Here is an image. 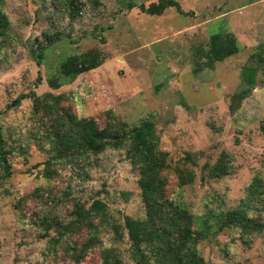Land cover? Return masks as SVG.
I'll return each instance as SVG.
<instances>
[{
  "label": "rangeland",
  "instance_id": "obj_1",
  "mask_svg": "<svg viewBox=\"0 0 264 264\" xmlns=\"http://www.w3.org/2000/svg\"><path fill=\"white\" fill-rule=\"evenodd\" d=\"M160 1L76 0L72 16L71 0H4L0 135L10 175L0 168V264H101L102 247L135 264L124 220L145 218L139 165L126 144L53 161L45 175L52 120L36 112L31 96L46 93L100 128L111 118L130 128L149 123L168 164L165 196L203 219L193 229L205 234L197 245L204 264H264V0H174L183 14L141 9ZM220 33L232 34L239 51L210 66L211 38ZM38 43L45 46L41 65ZM90 50L103 55L99 67L49 87L67 57ZM247 66L255 68V89L231 111ZM222 154L228 174L213 179L209 169ZM95 201L104 206V227L88 247L87 229L64 226ZM241 209L246 228L219 230L226 214Z\"/></svg>",
  "mask_w": 264,
  "mask_h": 264
},
{
  "label": "trees",
  "instance_id": "obj_2",
  "mask_svg": "<svg viewBox=\"0 0 264 264\" xmlns=\"http://www.w3.org/2000/svg\"><path fill=\"white\" fill-rule=\"evenodd\" d=\"M3 3L4 0H0V36L6 33L9 27V21L2 9ZM75 4L76 0H71L72 16L78 12ZM169 7H174L183 14L174 0H161L147 9L144 7L141 9L147 14L159 15ZM132 8L133 6L130 7ZM45 38L48 42L52 39L50 36ZM237 43L230 33L214 35L211 38L209 65L212 66L214 62H222L237 54L239 51ZM35 53L37 65H41L45 57V46L38 43ZM103 60H105L103 55L93 50L69 56L61 65L59 76H53L48 80L49 87L57 90L63 85L62 82L74 81L80 74L99 67ZM242 79L246 88L232 97L231 111L235 110L255 89L257 80L255 68L245 67L242 71ZM24 98L26 97L21 96L15 100L14 106L19 105ZM31 98L36 102V112L42 117L49 115L52 120L44 134L53 154L44 163L45 175L49 176L53 161L64 160L71 156L85 160L87 156H98L108 149L119 150L124 145H128L131 161L140 168L138 184L145 207L143 220L129 217L124 220V229L131 243L135 264H204L203 258L197 251V245L199 240L205 238V234L201 230L193 229L195 224L200 226L203 219L194 218L183 206L175 204L165 196V178L162 173L168 168V164L165 155L155 150V132L149 123L143 122L140 127L130 128L126 123L111 118L107 125L100 128L95 120L77 118L71 111L61 108L59 96L46 93L42 97L33 94ZM260 131L264 135V122L260 126ZM6 156L7 152L0 135V168L9 176ZM227 158L226 154H222L209 169L211 178L218 179L228 174ZM3 178L4 176H0V180ZM74 214L76 219L64 226L65 232L80 228L87 229L90 236L87 241L90 244L88 247H92L98 240L97 235L101 230H98V227H104V206L101 202L95 201L89 209L77 208ZM97 218L101 222L93 226L92 219ZM246 222L249 220L243 209L234 211L224 216L219 230L226 225H240L246 228ZM101 264L122 263L114 249L102 247Z\"/></svg>",
  "mask_w": 264,
  "mask_h": 264
}]
</instances>
